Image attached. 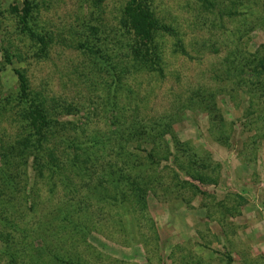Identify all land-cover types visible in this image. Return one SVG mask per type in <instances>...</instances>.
Returning a JSON list of instances; mask_svg holds the SVG:
<instances>
[{
  "label": "rangeland",
  "instance_id": "1",
  "mask_svg": "<svg viewBox=\"0 0 264 264\" xmlns=\"http://www.w3.org/2000/svg\"><path fill=\"white\" fill-rule=\"evenodd\" d=\"M22 1L0 0V264H264V0H148L174 28L151 63L119 26L125 0H30L42 50ZM14 67L70 121L51 156L19 150ZM137 123L172 134L130 137Z\"/></svg>",
  "mask_w": 264,
  "mask_h": 264
},
{
  "label": "trees",
  "instance_id": "2",
  "mask_svg": "<svg viewBox=\"0 0 264 264\" xmlns=\"http://www.w3.org/2000/svg\"><path fill=\"white\" fill-rule=\"evenodd\" d=\"M22 6L20 9L17 8V5L13 6V9L16 12H19V20L21 23V30L30 38H32L34 41L39 43V49H45L47 46V35L46 32L42 33L39 31L36 26H34L31 21L32 12L35 8V4H33L30 0H23ZM119 26L122 27L124 32L130 34L132 36L133 45L131 48V51L135 57H139L142 60L151 63L152 62V54H151V45L153 38L155 36V33L160 30L164 32H174V28L170 23H166L162 21V18H160L155 11L151 8L150 3L148 0H125L120 16H119ZM90 29L93 33L96 32L97 26L94 24L89 25ZM77 46L85 51L89 52L94 57L99 53L100 49L95 43H90L88 41H82L77 44ZM7 47L5 49L4 56L7 60V62H12L11 58L9 57V53L7 51ZM261 62V61H260ZM259 65V68L256 67V64H254V67L256 72L255 76L258 77V75L262 72H264V63L261 62ZM14 73L16 75L17 79V90L15 92L18 105L22 108V115L27 120L28 124H30V127L33 128V131H29V134L25 135L22 139H20L19 143V150L22 153V151H26L28 154L33 151V148L35 150H41L43 154L50 155L52 152L50 151L48 144L51 137L54 135H58V133H63L65 130L69 129L66 127V123H70V121H63L59 119V113L55 112L56 106L53 107L51 103H47L46 98L41 94L39 91H32L28 84V78L25 72L17 67H14ZM118 77H114V81H116ZM258 87L264 86V77L257 78L256 79ZM257 90V89H256ZM256 92V91H255ZM254 102V101H253ZM252 104V103H251ZM55 112V113H54ZM139 133L136 130L135 133L131 132L128 135L130 137L135 136V138L139 135H156V138L161 137V134L164 135L172 134L171 128L168 124H158V133L154 130L153 127L148 128L144 124L137 123ZM157 133V134H155ZM134 134V135H133ZM221 135V133L219 134ZM174 136V135H173ZM153 139V140H152ZM151 139V141H154V137ZM156 143L154 145L150 143L149 147H144L146 151V157L147 159L150 158L151 161L155 160L154 152L156 150V147H158L159 144ZM65 143L67 147H73L77 148L80 146V142L76 143L74 139H72L69 135L65 137ZM21 144V145H20ZM176 144V143H175ZM174 144V146H175ZM138 148V147H137ZM185 150H187V147H183ZM48 153V154H47ZM19 154V153H18ZM48 155V156H49ZM3 163H10L9 161V155L6 153L4 154ZM44 160L46 162H49L54 169L56 170V165H53L50 162L49 157L44 156ZM84 161H81L79 164L81 166L80 170H83ZM75 165V166H77ZM182 166V165H181ZM180 166V168H182ZM86 169V167H84ZM146 175V174H145ZM192 178L196 177L197 180L201 182H206L208 180L207 177H205L202 174L197 175H191ZM144 177V175L142 176ZM144 178H148V175ZM149 179L142 180L139 183L136 182L138 187H149L151 183H149ZM116 186H118L116 184ZM152 187V185H151ZM121 192V191H120ZM121 194V193H120ZM126 195V194H123ZM15 257L12 254V259ZM69 264H76V263H69Z\"/></svg>",
  "mask_w": 264,
  "mask_h": 264
}]
</instances>
